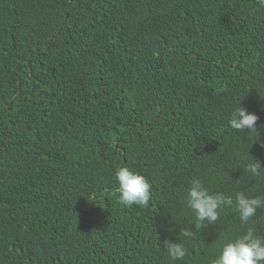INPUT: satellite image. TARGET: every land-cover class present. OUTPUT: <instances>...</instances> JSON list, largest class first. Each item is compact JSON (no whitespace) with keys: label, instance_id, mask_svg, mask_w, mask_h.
<instances>
[{"label":"trees","instance_id":"16d2710c","mask_svg":"<svg viewBox=\"0 0 264 264\" xmlns=\"http://www.w3.org/2000/svg\"><path fill=\"white\" fill-rule=\"evenodd\" d=\"M240 103L256 130L230 127ZM253 159L262 0H0V264H211L248 227L264 236V208L197 230L187 188L264 197ZM123 166L150 184L146 207L120 203Z\"/></svg>","mask_w":264,"mask_h":264},{"label":"clouds","instance_id":"9594fccd","mask_svg":"<svg viewBox=\"0 0 264 264\" xmlns=\"http://www.w3.org/2000/svg\"><path fill=\"white\" fill-rule=\"evenodd\" d=\"M264 2V0H262ZM258 115L249 112L246 108L237 106L232 112L229 125L236 131H254L257 129ZM245 172L253 177H258L264 167L257 160L245 166ZM118 183V199L125 206L137 205L146 207L151 199V186L147 179L140 173L127 166L118 168L115 173ZM186 206L194 213V227L202 230L208 225L215 224L220 211L226 207H233L238 213L242 224L247 225L250 218L256 214L258 208H264V197L248 196L237 192L235 199L223 193H210L202 180L193 178L186 191ZM169 228L168 231H173ZM180 235L191 238L194 232L190 227L180 229ZM164 248L170 260H183L187 254L185 245L165 240ZM211 264H264V236H259L252 227L235 239L225 240L219 253L211 260Z\"/></svg>","mask_w":264,"mask_h":264}]
</instances>
